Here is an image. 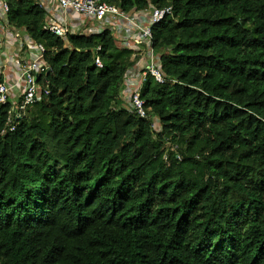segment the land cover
Instances as JSON below:
<instances>
[{
  "label": "trees",
  "instance_id": "1",
  "mask_svg": "<svg viewBox=\"0 0 264 264\" xmlns=\"http://www.w3.org/2000/svg\"><path fill=\"white\" fill-rule=\"evenodd\" d=\"M6 1L49 94L12 125L0 102V264H264V0H101L172 8L151 48L175 82L147 75L146 118L122 98L140 52Z\"/></svg>",
  "mask_w": 264,
  "mask_h": 264
},
{
  "label": "built area",
  "instance_id": "2",
  "mask_svg": "<svg viewBox=\"0 0 264 264\" xmlns=\"http://www.w3.org/2000/svg\"><path fill=\"white\" fill-rule=\"evenodd\" d=\"M171 10V7L151 8L149 11H138L136 15H131L122 11L118 6L101 0H57L52 15L47 9L44 27L60 38L73 33L69 25L58 20L60 18L58 15L65 14L68 11H73L85 19L103 20L112 16L125 20L147 43L150 64L147 70L142 73L139 85L130 91L123 90L122 98L124 105L129 110L140 117L146 118L147 109L145 101L141 98V89L147 75H151L158 84L175 82L174 79L166 78L151 48L152 26L160 22L167 14H171ZM8 12V2L0 0V77L2 78L0 102L10 104L7 125H12L14 118H21L26 108L40 101L44 95H48L49 90L38 83V79L47 69L45 47L22 35V30L10 27L7 17ZM138 16L143 18V23L137 21ZM82 32H87V29L82 30ZM98 50H100V47ZM94 63L98 68L103 66L99 56L95 57ZM10 128L13 129L14 126ZM152 128L157 131L160 129L157 117L153 118Z\"/></svg>",
  "mask_w": 264,
  "mask_h": 264
},
{
  "label": "crops",
  "instance_id": "3",
  "mask_svg": "<svg viewBox=\"0 0 264 264\" xmlns=\"http://www.w3.org/2000/svg\"><path fill=\"white\" fill-rule=\"evenodd\" d=\"M37 1L39 3L42 2L44 8L46 10L48 9L52 15V12H54V9L56 8L57 0ZM137 12L138 11H134L130 14L136 15ZM58 17H60L58 18L60 22L64 21L71 27V32L73 33L70 34H96L105 29H110L116 36L117 44L120 48H128L134 50L135 52H140V56H137L136 54H134L133 56L132 60L135 59V63L127 72L123 90L130 91L139 85V80H141L142 73L147 70V67L150 64L149 50L147 43L145 46V40H143L139 36V34L135 32L127 22H125V20L117 19L112 16L104 18L103 20L85 19L73 11H68L65 14H60L58 15ZM137 21L143 23V18L138 16ZM86 29L87 32H82V30L85 31Z\"/></svg>",
  "mask_w": 264,
  "mask_h": 264
},
{
  "label": "water",
  "instance_id": "4",
  "mask_svg": "<svg viewBox=\"0 0 264 264\" xmlns=\"http://www.w3.org/2000/svg\"><path fill=\"white\" fill-rule=\"evenodd\" d=\"M48 73H49V69L47 68V70H46V75H48Z\"/></svg>",
  "mask_w": 264,
  "mask_h": 264
},
{
  "label": "rangeland",
  "instance_id": "5",
  "mask_svg": "<svg viewBox=\"0 0 264 264\" xmlns=\"http://www.w3.org/2000/svg\"><path fill=\"white\" fill-rule=\"evenodd\" d=\"M21 33H22V35L26 36V33L25 32L22 31Z\"/></svg>",
  "mask_w": 264,
  "mask_h": 264
},
{
  "label": "bare ground",
  "instance_id": "6",
  "mask_svg": "<svg viewBox=\"0 0 264 264\" xmlns=\"http://www.w3.org/2000/svg\"><path fill=\"white\" fill-rule=\"evenodd\" d=\"M47 70V69H46ZM46 72V71H45Z\"/></svg>",
  "mask_w": 264,
  "mask_h": 264
}]
</instances>
